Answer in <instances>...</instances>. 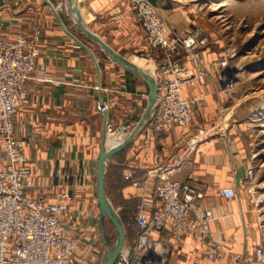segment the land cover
Returning <instances> with one entry per match:
<instances>
[{"label": "crops", "instance_id": "obj_1", "mask_svg": "<svg viewBox=\"0 0 264 264\" xmlns=\"http://www.w3.org/2000/svg\"><path fill=\"white\" fill-rule=\"evenodd\" d=\"M150 1L177 32L185 33L195 24L173 0ZM79 8L87 27L117 52L145 56L154 67L162 63L160 52L147 46L127 0H80ZM37 28L41 30L39 62L45 70L32 73L26 85L28 101L17 107L13 120L15 136L25 142L34 182L29 193L45 202L64 203L68 209L63 216L64 233L84 231L95 247L100 216L95 175L103 132L107 124L116 129L107 134L105 148L130 134L146 110L149 86L82 38L70 15L46 0L22 6L0 0V31L5 39L30 35ZM197 54L212 76L203 85H186L183 90L187 98L200 90L207 93L193 106L191 122L184 129H160L152 116L108 160L105 170L106 194L126 227L125 246L136 239L139 207L151 212L160 206L154 195L157 171L204 190L202 203L214 216L210 237L224 247V258L204 259L207 248L199 235L175 239L166 225L161 232L151 233L164 244V264H194L197 259L203 264H229V252L251 253L263 239L245 189L246 171L253 165L249 140L235 125L223 129V120L218 119L225 96L217 100L212 93L213 80L220 76L215 51L207 46ZM195 66L188 61L189 68ZM44 75L58 85L42 81ZM102 103L107 105L103 112ZM126 172H131L130 179L124 178ZM226 187L236 188L238 195L221 196L220 189Z\"/></svg>", "mask_w": 264, "mask_h": 264}, {"label": "built area", "instance_id": "obj_2", "mask_svg": "<svg viewBox=\"0 0 264 264\" xmlns=\"http://www.w3.org/2000/svg\"><path fill=\"white\" fill-rule=\"evenodd\" d=\"M127 2L144 30L147 46L160 52L163 60L155 67L158 98L153 117L157 128L184 129L192 120L195 103L207 96L200 90L187 98L183 90L186 85H203L206 78L212 76L211 70L197 56L199 48L208 46L209 36L196 24L185 33L173 30L150 0ZM40 35V30L35 29L30 35L18 34L8 40L0 31V147L3 152L0 264H97L98 251L86 240L84 231L72 235L64 233L63 216L68 211L67 206L60 201L45 202L29 193L34 182L24 151L25 142L14 134L16 109L28 101L26 85L36 69L45 70L44 63L39 62ZM188 61L195 63V68H189ZM214 65L221 77L220 83H213L212 93L219 100L222 95L233 92L236 81L228 59L217 60ZM42 81L58 85V81L49 75H44ZM106 109L107 105L102 103L100 111ZM115 131L110 124L106 125V132ZM131 176V172L124 174L125 179ZM156 178L154 195L160 206L151 212L139 207L135 216L136 239L131 245L124 246L114 264H164V244L152 238L151 233L161 232L166 225L175 239L199 235L207 248L203 258L222 260L224 247L210 237L214 216L202 203L204 190L190 182L171 178L169 172L157 171ZM255 178L252 165L246 171L245 189L257 207L263 200L255 196ZM219 193L226 198L238 195L233 187L222 188ZM228 262L264 264V246L256 245L251 253L229 252ZM194 264L203 263L197 259Z\"/></svg>", "mask_w": 264, "mask_h": 264}, {"label": "rangeland", "instance_id": "obj_3", "mask_svg": "<svg viewBox=\"0 0 264 264\" xmlns=\"http://www.w3.org/2000/svg\"><path fill=\"white\" fill-rule=\"evenodd\" d=\"M4 1H17L19 6H22L33 4L36 0ZM50 2L69 14L73 20L72 13L66 11L65 0H50ZM174 2L182 8L189 21L194 22L209 36L208 46L215 51L217 60L226 58L230 68L232 67L236 81L235 88L232 93L222 95L225 96V106L221 105L218 119L223 120L221 125L223 129L235 125L246 133L249 140L250 158L256 176L253 184L256 190L255 196L263 200L257 207L252 201L251 203L263 234L259 244L264 246V0H176ZM79 31L78 34L82 38L90 41L93 47L101 49L80 29ZM127 56L146 59L142 55ZM151 63L154 65L153 62ZM220 77L221 75L213 80V83H220ZM208 78L210 76L206 81ZM2 160L3 152L0 147V166ZM104 228L110 245H113L116 231L108 219H104ZM95 241L97 245L94 248H98L99 263L107 249L99 230Z\"/></svg>", "mask_w": 264, "mask_h": 264}, {"label": "water", "instance_id": "obj_4", "mask_svg": "<svg viewBox=\"0 0 264 264\" xmlns=\"http://www.w3.org/2000/svg\"><path fill=\"white\" fill-rule=\"evenodd\" d=\"M52 7L50 1L46 0ZM66 10L68 13H72L74 17V23L90 40L97 43L101 49L109 56V58L118 63L124 69L132 72L133 74L143 78L149 86L148 103L146 110L144 111L141 119L133 131L128 134L121 142L112 145L109 148H105L106 132H103L100 153L96 163V199L100 211L99 216V231L107 246L106 252L102 255L98 264H114L119 254L125 246V226L118 213V211L112 205L105 191V170L108 160L126 147L139 132V130L149 122L153 116L158 98V83L154 75L147 71H144L129 61L124 55L113 49L108 43H106L100 36L90 31L84 24V19L79 7L75 4V0H65ZM104 219H108L115 228L116 240L113 245H110L109 238L104 228Z\"/></svg>", "mask_w": 264, "mask_h": 264}, {"label": "bare ground", "instance_id": "obj_5", "mask_svg": "<svg viewBox=\"0 0 264 264\" xmlns=\"http://www.w3.org/2000/svg\"><path fill=\"white\" fill-rule=\"evenodd\" d=\"M67 4V3H66ZM75 4L79 7V4H80V0H75ZM80 9V8H79ZM67 11V10H66ZM81 11V9H80ZM81 14H82V11H81ZM83 16V15H82ZM72 17H73V14H72ZM84 19V17H83ZM73 20H74V17H73ZM84 24L85 26L87 27L86 25V22L84 20ZM88 28V27H87ZM89 29V28H88ZM90 30V29H89ZM92 31V30H90ZM93 32V31H92ZM129 61H131L134 65H136L138 68L144 70V71H147L149 72L150 74L154 75L155 77V67L154 65L151 63V61L149 60H146V59H137V58H133V57H126ZM181 129V128H180ZM106 132V131H105ZM112 132H106V135L107 134H110Z\"/></svg>", "mask_w": 264, "mask_h": 264}, {"label": "trees", "instance_id": "obj_6", "mask_svg": "<svg viewBox=\"0 0 264 264\" xmlns=\"http://www.w3.org/2000/svg\"><path fill=\"white\" fill-rule=\"evenodd\" d=\"M124 223V222H123ZM125 234H126V227H125Z\"/></svg>", "mask_w": 264, "mask_h": 264}]
</instances>
